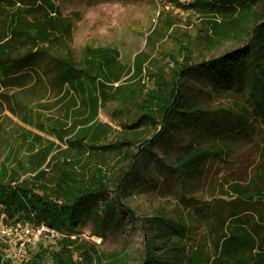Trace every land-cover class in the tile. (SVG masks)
I'll list each match as a JSON object with an SVG mask.
<instances>
[{
	"label": "trees",
	"instance_id": "1",
	"mask_svg": "<svg viewBox=\"0 0 264 264\" xmlns=\"http://www.w3.org/2000/svg\"><path fill=\"white\" fill-rule=\"evenodd\" d=\"M176 6L201 17L198 45L232 42L236 48L192 63L190 45L182 44L185 61L172 67L171 85L149 88V52L132 59L117 46L89 43L77 55L76 18L64 15L56 0H0V213L7 226L44 225L58 232L51 264H121L122 258L103 253L77 231L91 225L92 236L105 238L120 229L125 216L134 214L124 197L158 191L149 176L153 163L178 179H197L208 161L226 160L229 140L250 135L251 118L264 128V0ZM189 75L209 86L244 82L249 105L198 108L184 82ZM139 95L150 107L139 105ZM133 101L139 110L120 129L98 118L109 102L127 113ZM157 101L159 114L151 109ZM206 116L224 120L223 128L208 126L222 134L220 141L176 140ZM259 149L262 165L251 179L230 182L228 202L206 204L215 216L213 264H264V140ZM155 215L142 219L149 236L142 264L192 263L188 228L163 211ZM0 264H12L1 244Z\"/></svg>",
	"mask_w": 264,
	"mask_h": 264
},
{
	"label": "rangeland",
	"instance_id": "2",
	"mask_svg": "<svg viewBox=\"0 0 264 264\" xmlns=\"http://www.w3.org/2000/svg\"><path fill=\"white\" fill-rule=\"evenodd\" d=\"M176 1L187 3L192 0H56V3L64 15L76 18L72 48L77 55L89 43L117 46L124 57L130 56L132 59L137 52L145 50L152 56L148 87L161 88L169 87L173 82L172 67L179 68L185 61L182 44L190 45L192 63L217 57L236 48L232 42L215 48L198 45L196 35L202 19L177 7ZM184 82L193 88L188 87V94L198 108L231 110L237 103L248 104L244 82L225 81L222 86H209L211 84L207 81L203 84L196 82L193 75L186 77ZM44 92L45 88H42L41 93ZM138 103L150 107V102L142 95L138 96ZM127 107L129 112L122 113L117 110L119 107L115 102H109L106 108L100 109L98 118L110 123L114 129H120V125L126 122V116L139 110L135 101ZM160 107L161 102L157 101L151 109L159 114ZM224 125L222 118L206 116L201 125L178 132L176 140H193L204 144L215 139L220 141L222 134L217 135L219 133L212 129L223 128ZM250 125V135L229 140L230 154L226 160L208 161L200 178L184 181L166 172L164 166L153 163L149 176L158 181L159 189L148 194L140 192L124 197L134 214L125 216L120 229L100 238L92 236V226L87 225L80 228L76 236L95 241L107 255L116 254L123 259L121 264H142L149 238L142 219L157 216L155 214L163 211L167 214L163 216L188 228V255L192 263L187 264H213L217 242L212 234L215 216L206 209V204L228 202L229 197L225 194L228 184L232 181L247 182L256 168L262 165L259 146L264 140V128L259 118H251ZM164 142V139L158 141L155 153L159 154ZM24 226L30 229V233L24 230ZM14 228L2 222L0 213V244L12 264L53 262L61 235L29 224L21 225L17 230ZM2 229L7 233L2 234ZM155 252L159 253V250Z\"/></svg>",
	"mask_w": 264,
	"mask_h": 264
},
{
	"label": "built area",
	"instance_id": "3",
	"mask_svg": "<svg viewBox=\"0 0 264 264\" xmlns=\"http://www.w3.org/2000/svg\"><path fill=\"white\" fill-rule=\"evenodd\" d=\"M20 226H21V225L15 227L14 229L17 230ZM40 227L42 228L43 231H46V232H52V233H54V234H58V235H60L58 232H56V231H54V230H50L49 228H47V227L44 226V225H43V226H40ZM24 230L27 231L28 233H30V229H29L28 227L24 226ZM1 232H2V234H6V233H7L5 229H2Z\"/></svg>",
	"mask_w": 264,
	"mask_h": 264
}]
</instances>
